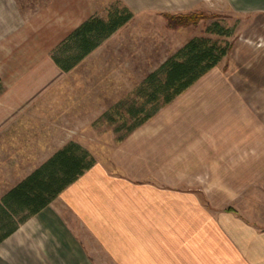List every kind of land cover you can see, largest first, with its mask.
<instances>
[{
  "label": "crops",
  "instance_id": "crops-1",
  "mask_svg": "<svg viewBox=\"0 0 264 264\" xmlns=\"http://www.w3.org/2000/svg\"><path fill=\"white\" fill-rule=\"evenodd\" d=\"M194 1L122 0L134 16ZM212 7L246 23L210 71L213 89L198 92L209 106L179 103L200 79L159 110L165 122L146 128L154 116L125 140L119 175L95 164L1 241L0 264H264V0ZM24 10L0 0V200L73 141L45 151L54 136L48 104L64 97L51 89L63 72L51 54L92 16V2ZM221 93L246 105L229 113L210 106Z\"/></svg>",
  "mask_w": 264,
  "mask_h": 264
},
{
  "label": "rangeland",
  "instance_id": "rangeland-1",
  "mask_svg": "<svg viewBox=\"0 0 264 264\" xmlns=\"http://www.w3.org/2000/svg\"><path fill=\"white\" fill-rule=\"evenodd\" d=\"M16 1L22 11L29 9L27 12H30V9L39 10L46 6L49 7L57 2V0ZM200 1L195 0L189 5L173 2L172 10L169 11L136 14L129 23L124 25L125 27L123 26V29L105 39L98 49L86 56L71 71L61 72L60 82L53 84L51 89L63 93L64 97L56 99L54 105L48 104V106H52L50 108L51 115L45 116L52 118L47 125L48 129L54 132V136L45 139L46 145L50 142V146L45 147L46 153H52L56 149V146L51 142L73 140L89 151L95 159V164L99 163L119 175L121 172L115 164V159L119 160V154L121 157L129 152V148L124 147L123 144L133 132L126 134L127 126H124L119 118L118 108L121 112H125L129 101L134 99V92L140 82L149 73L158 69L189 39L195 36H206L220 42L231 43L238 37L236 36L237 31H240L246 23L243 18L222 11L226 14H217L218 17L214 18H204L197 24L177 28L168 26L165 13L203 12L216 14L213 12L212 0ZM91 2L92 16L101 18L107 16L110 7L124 4L122 0H91ZM65 21L69 22L68 19H60V22ZM215 22L233 29L232 35L229 37L220 36L209 32L208 27L213 26ZM208 76L212 77L213 73L208 72L207 78H203V76L201 80L199 79V83L182 99H179V103L180 100L186 104L192 103V107L195 109L200 106H209V103L206 102L208 100L198 95V92L202 94L213 89L212 84H207ZM216 98L214 106H210L220 107L222 112L229 113L230 107L243 108L246 105L244 98L230 99L223 93L221 96L217 94ZM177 105L178 103L173 105V108ZM161 112L159 115H157L158 113L154 115L155 117L146 128L151 127L152 124L165 122L166 111L162 110ZM240 117H244V115L237 116L238 122H240ZM225 118V122L230 121L228 120L229 116L225 115ZM256 121L259 122V115L253 117V122ZM148 182L149 180L146 183ZM149 183L162 189L169 188L167 186L171 185L169 180H167V184L166 180L161 179L151 180Z\"/></svg>",
  "mask_w": 264,
  "mask_h": 264
},
{
  "label": "trees",
  "instance_id": "trees-1",
  "mask_svg": "<svg viewBox=\"0 0 264 264\" xmlns=\"http://www.w3.org/2000/svg\"><path fill=\"white\" fill-rule=\"evenodd\" d=\"M133 16L128 6L119 4L110 7L105 18L89 17L52 50V59L63 72L71 71L105 39L129 23ZM164 16L171 28L185 27L197 24L204 18L218 17L217 14L203 12L165 13ZM207 30L228 37L233 33V29L221 26L219 22H215ZM230 48V42H220L206 36L189 39L140 82L134 92L135 97L129 101L125 112L118 108V116L123 125L127 126L126 134L149 121L161 108L210 72L228 55ZM1 87L0 78V89ZM94 164L95 159L89 151L71 141L7 191L0 200V242L21 223L49 205Z\"/></svg>",
  "mask_w": 264,
  "mask_h": 264
}]
</instances>
